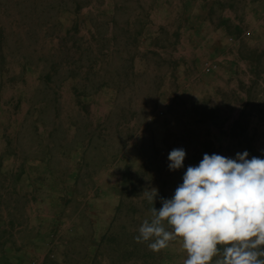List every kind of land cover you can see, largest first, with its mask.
<instances>
[{"label":"rangeland","instance_id":"obj_1","mask_svg":"<svg viewBox=\"0 0 264 264\" xmlns=\"http://www.w3.org/2000/svg\"><path fill=\"white\" fill-rule=\"evenodd\" d=\"M245 150L264 156V0H0V255H28L51 209L45 264H110L113 225L140 227L205 153Z\"/></svg>","mask_w":264,"mask_h":264},{"label":"clouds","instance_id":"obj_2","mask_svg":"<svg viewBox=\"0 0 264 264\" xmlns=\"http://www.w3.org/2000/svg\"><path fill=\"white\" fill-rule=\"evenodd\" d=\"M185 157V149H172L169 170L182 169ZM145 195L154 202L158 189ZM161 202L143 220L137 242L159 252L178 241L183 264H264V156L205 153Z\"/></svg>","mask_w":264,"mask_h":264},{"label":"trees","instance_id":"obj_3","mask_svg":"<svg viewBox=\"0 0 264 264\" xmlns=\"http://www.w3.org/2000/svg\"><path fill=\"white\" fill-rule=\"evenodd\" d=\"M121 209H118L120 211ZM151 217V211L147 213ZM139 235V227L128 226L124 223L123 226L112 229L102 238L99 252L101 256L106 258L110 264L119 262L130 264L137 254V259L143 258V264H161L162 249L159 252H154L148 247L150 242H137L135 237ZM121 237L126 240L121 241Z\"/></svg>","mask_w":264,"mask_h":264},{"label":"crops","instance_id":"obj_4","mask_svg":"<svg viewBox=\"0 0 264 264\" xmlns=\"http://www.w3.org/2000/svg\"><path fill=\"white\" fill-rule=\"evenodd\" d=\"M223 58V57H222ZM211 63H215L218 65V68L211 71L210 73H205V75H214V78L217 77L219 73V66L223 63L222 59L219 58V54L215 55L214 59H211ZM230 71V69H229ZM226 73V70H225ZM227 82H224L223 85H226ZM36 211V209H34ZM51 209H38L36 212L37 214L41 215L40 217V233L36 234L33 239L28 241V245L32 246L33 248L28 251V255L26 253H17L16 251H12L11 248L8 250V253L0 255V264H31V262L37 264H45L46 263V255H47V240L49 239L48 235V224L50 221L47 220V214L50 212ZM44 216V217H42ZM38 217V221H39ZM21 229V228H20ZM14 245L21 244V241H14L12 242ZM23 244H26L24 242ZM34 260V261H33Z\"/></svg>","mask_w":264,"mask_h":264},{"label":"built area","instance_id":"obj_5","mask_svg":"<svg viewBox=\"0 0 264 264\" xmlns=\"http://www.w3.org/2000/svg\"><path fill=\"white\" fill-rule=\"evenodd\" d=\"M217 68H218V65L217 64H215V63H208V64L205 65L204 71L206 73H210L211 71H213V70H215Z\"/></svg>","mask_w":264,"mask_h":264}]
</instances>
